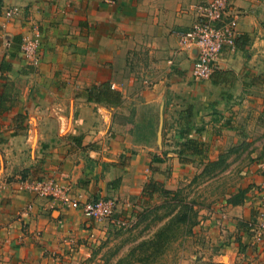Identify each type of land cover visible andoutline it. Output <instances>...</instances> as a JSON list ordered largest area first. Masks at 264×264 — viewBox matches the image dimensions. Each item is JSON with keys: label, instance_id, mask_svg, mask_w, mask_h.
I'll use <instances>...</instances> for the list:
<instances>
[{"label": "crops", "instance_id": "1", "mask_svg": "<svg viewBox=\"0 0 264 264\" xmlns=\"http://www.w3.org/2000/svg\"><path fill=\"white\" fill-rule=\"evenodd\" d=\"M208 1L0 0V264L81 263L110 222L36 196L27 180L52 175L75 200L114 199L120 218L159 199L144 191L152 180L174 190L221 152L262 154L264 0H227L235 47L195 80L198 49L180 35ZM35 28L33 66L20 47ZM246 174L210 231L226 252L213 261L264 259V153Z\"/></svg>", "mask_w": 264, "mask_h": 264}, {"label": "rangeland", "instance_id": "2", "mask_svg": "<svg viewBox=\"0 0 264 264\" xmlns=\"http://www.w3.org/2000/svg\"><path fill=\"white\" fill-rule=\"evenodd\" d=\"M244 146L250 147L244 144L194 164L170 199L151 201L134 214L120 217V223L104 225L89 257L78 264H227L213 261L214 255L226 252L210 231L218 221L228 220L223 204L235 189L241 190L247 170L264 153L254 157L257 152L241 150ZM184 211L190 226L177 217ZM3 264L18 263L10 259Z\"/></svg>", "mask_w": 264, "mask_h": 264}, {"label": "built area", "instance_id": "3", "mask_svg": "<svg viewBox=\"0 0 264 264\" xmlns=\"http://www.w3.org/2000/svg\"><path fill=\"white\" fill-rule=\"evenodd\" d=\"M18 9L15 7L9 10L7 16L13 17L18 13ZM197 13L196 21L180 35V43L186 49L194 47L198 49L192 76L195 80H204L220 68L224 49L235 47L238 18L232 14L227 0H209L197 6ZM40 44L41 32L38 28H35L33 35L24 38L20 53L28 64L36 66L40 63ZM7 45L9 46L10 43L7 42ZM23 186L36 196L57 201L67 209L80 210L89 218L120 223V219L115 217L114 199L101 198L84 202L75 200L52 175L27 180ZM30 208H32V204H29L26 209Z\"/></svg>", "mask_w": 264, "mask_h": 264}, {"label": "trees", "instance_id": "4", "mask_svg": "<svg viewBox=\"0 0 264 264\" xmlns=\"http://www.w3.org/2000/svg\"><path fill=\"white\" fill-rule=\"evenodd\" d=\"M198 151L199 150H195L194 153H198ZM144 191L146 192L147 195H149L150 198H153L155 195H158V198L160 200H168L176 194V192L174 190L167 189V188H165L163 183H161L159 181H154V180H152L146 184ZM245 191L246 190H243V189L240 190L236 195H234V197L237 198V197L244 195ZM190 209H192V207H190ZM177 217L179 218L180 221H182L184 223H188V226H190L189 222H187L188 214L186 211H184V213H182V216L180 214H177Z\"/></svg>", "mask_w": 264, "mask_h": 264}]
</instances>
